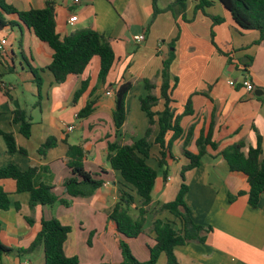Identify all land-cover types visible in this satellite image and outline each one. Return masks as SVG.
Segmentation results:
<instances>
[{
	"label": "crops",
	"instance_id": "crops-1",
	"mask_svg": "<svg viewBox=\"0 0 264 264\" xmlns=\"http://www.w3.org/2000/svg\"><path fill=\"white\" fill-rule=\"evenodd\" d=\"M47 1L5 0L18 11L44 9ZM52 1L56 2L57 32L62 38L81 29L93 28L110 41L116 61L105 83L99 81L100 63L95 58L83 75L69 76L65 83L56 84L47 69L53 61L50 47L16 15H3L15 25L0 27V42H7L6 53H0V130L13 133L18 146L27 154L8 152L0 135V169L11 164L23 171L37 167L40 169L38 182L52 186L58 196L69 201L68 207L59 204L58 209L63 217L59 216L61 222L72 228L65 244L66 255L77 256L81 264H90L79 254L87 246L90 251L99 252L91 258L93 264H120L122 261L118 246L120 236L116 224L108 216L120 191L128 189L120 174L106 161L108 142L132 143L144 137L149 126V119L140 104L148 94L145 81L155 82L159 95L163 62L174 53L170 76L176 113L183 114L187 100L193 101L194 115L181 122L185 131L195 125L190 147L196 148L195 141L202 130H209L212 121L215 122L213 137L219 144L218 151L209 150L200 167L186 174L190 188L186 203L192 210V220L197 225L211 227L212 232L204 243L176 247L175 255L181 264H264V194L257 208L249 205L247 195L230 202V195L248 192L247 177L231 172L224 159L217 155L241 140L255 146V130L264 140V41L257 44L260 33L239 31L217 0H186L184 5L173 7L176 0H158V7L163 12L156 16L153 0H81L80 5H72L69 0ZM203 1L210 2L204 11L197 9ZM72 16L78 17L74 25L68 24ZM211 16L223 21L214 24ZM140 35L145 36L141 43L137 42ZM31 67L38 70L43 81L40 98ZM242 77H248L254 84V93L247 92L242 86L229 85L230 80L238 81ZM84 81L88 82V87L75 103V93ZM125 82H131L133 88L126 100L127 122L117 133L113 122L115 93ZM28 94L35 102L26 100ZM92 100H96L92 115L78 120L76 115ZM38 101L40 107L35 106ZM18 109H26L31 116L30 138H25L14 123V112ZM163 109L164 101L161 100L154 110ZM65 125H74V131L83 129L79 143L70 142L74 131L66 132ZM157 134L156 126L151 142ZM50 137L57 139L58 146L42 156L39 149ZM182 144L183 140H178L173 146L176 160L170 163L169 182L163 179L159 170L161 174L152 194V214L162 204L174 200L180 189L181 181L176 187L173 181L174 174L181 172L187 164L182 156ZM69 145L83 146L86 170L97 174L103 168L107 172L102 176L106 181L104 187L89 198L66 195L64 183L72 177L67 165ZM158 154L159 148L154 146L149 162H154ZM154 163L151 166L156 168ZM0 188L10 194L13 202L9 211L0 212L1 242L13 249L9 254L0 255V264H45L42 247L31 254H19L18 250L30 247L41 229L43 218L59 220L50 212L56 205L38 206L33 213L29 208V194H18L13 180H0ZM105 199L110 202L107 206ZM15 202L21 205L19 211L14 207ZM26 217L34 219L32 226ZM163 220L175 223L177 230L181 228L171 214L165 215ZM151 226H145L146 230ZM149 234L151 243L144 241L142 247L136 244L137 241L128 240L133 254L141 262L149 260V248L155 243L151 229ZM163 255L165 259L160 257L158 264L167 263L166 255Z\"/></svg>",
	"mask_w": 264,
	"mask_h": 264
},
{
	"label": "trees",
	"instance_id": "trees-1",
	"mask_svg": "<svg viewBox=\"0 0 264 264\" xmlns=\"http://www.w3.org/2000/svg\"><path fill=\"white\" fill-rule=\"evenodd\" d=\"M227 11L232 22L239 31H256L260 33V40L264 41V0H217ZM186 0H176L175 4H185ZM210 6V2L203 1L197 9L204 11ZM154 16L163 12L158 7V0H153ZM3 15H16L19 21L44 44L53 51V61L47 68L54 76L56 84L65 83L69 76H81L87 70L91 62L97 58L100 63L99 81L105 83L116 61V55L110 41L97 30L85 28L71 33L62 38L57 32L56 2L48 0L44 9H31L28 11H18L16 8L6 4L5 0H0V27L15 25L8 22ZM214 24H220L223 19L211 16ZM174 47V44H172ZM174 53L164 60V69L161 72V86L159 95L156 94V83L146 80L145 87L148 92L145 98L140 101L142 111L149 119V126L144 137L132 143L121 141L108 142L106 161L110 168L120 174L127 191L121 190L120 196L109 213V220L116 224L117 233L120 236L118 243L122 254L120 264H158L160 257L165 254L166 264H181L176 255L175 249L179 246H186L190 243H204L207 235L212 232L211 227L197 225L192 220V210L186 203V195L189 186L186 183V174L200 167L202 159L209 150L218 151L219 144L214 140V126L212 121L208 131H201L200 136L195 141L197 152L189 150L193 140L195 125L188 130H184L181 122L183 118L194 115L193 101L188 99L183 114H177L173 107L172 86L170 76V66L174 60ZM31 73L38 87V95L41 97L43 81L38 74V70L31 67ZM177 82V79H176ZM88 87V82H82L81 88L75 93L74 102L84 94ZM133 88L131 82H125L118 87L115 93V110L113 112V122L118 133L128 119L126 100ZM208 96V94H204ZM164 101V109L155 111L160 101ZM96 100L89 101L79 112L78 120L87 119L95 110ZM40 101L36 107H40ZM14 123L19 126L20 133L25 138H30L32 134V119L26 109H18L14 112ZM156 126L158 134L154 141L151 138ZM257 133L256 145H248L245 140H241L221 150L217 155L226 162L231 172H239L247 177L248 192L240 191L237 195H230L232 202L238 197L247 195L248 203L252 208H257L262 195L264 194V140ZM7 150L10 153L27 152L17 144L13 133L0 130ZM183 140L182 156L187 164L181 169L180 189L174 200L162 204L158 213L169 212L178 220L181 228L177 230L175 223L162 219H153L151 231L155 234L154 245L149 248V260L139 261L132 252L128 240H135L144 234L146 216L150 213L153 201L152 194L159 178V170L162 177L168 181L170 174V163L175 161L173 146L176 141ZM58 146V141L50 137L40 147L39 153L46 156L47 152ZM154 146L159 148V154L154 159L156 168L151 166L149 160L152 158ZM68 167L72 171V177L68 178L64 187L66 195L70 198H89L105 185L102 177L106 170L101 168L100 172L94 174L85 168L86 153L81 145H69L67 150ZM39 168L31 167L25 171L16 165H8L0 169V180H13L16 183L18 194H29V208L34 213L38 206L53 207L57 204L69 206L67 199L61 198L52 186L40 183L37 180ZM135 190L140 198V204L136 205L135 197L128 192ZM13 202L10 194L0 188V212L11 209ZM135 205V207H134ZM17 211L21 209L18 202L14 203ZM156 211L154 214H156ZM135 212V214L133 213ZM29 225L34 224V219L26 217ZM1 232V224H0ZM72 228L64 225L57 218L42 219L41 229L34 241L27 249L18 250L19 254H31L41 247L44 249L45 264H81L77 256L69 257L65 253V244L68 240ZM90 236L89 244H91ZM13 249L3 245L0 239V255L9 254Z\"/></svg>",
	"mask_w": 264,
	"mask_h": 264
},
{
	"label": "rangeland",
	"instance_id": "rangeland-1",
	"mask_svg": "<svg viewBox=\"0 0 264 264\" xmlns=\"http://www.w3.org/2000/svg\"><path fill=\"white\" fill-rule=\"evenodd\" d=\"M26 100H28L30 103L31 102H35V99H33L29 94L26 96ZM35 115H37V113H35ZM38 130V129H37ZM82 135H83V129L82 128H78L76 131H74L71 135H70V142H72V143H79L81 140H82ZM189 150L191 151V152H193V153H196V148H194V147H190L189 148ZM155 163H156V161H154ZM154 162H150V164L151 165H153V163ZM154 163V164H155ZM91 167V165H88V168H90ZM161 174V173H160ZM162 175V174H161ZM160 176V175H159ZM181 181V176H180V172L179 173H177V174H174V181H173V186L174 187H176L177 186V184L179 183ZM187 185H188V183H187ZM131 189V188H130ZM190 189V188H189ZM132 191H128V192H130L134 197H135V200H136V203L137 202H140V200L139 201H137L138 199H139V196L137 195V193H136V191L135 190H133V189H131ZM178 191H179V189H178ZM110 195V194H109ZM110 204V202L109 201H107V199H105V206H107V205H109ZM59 204L58 205H56V207L51 211L50 210V212H52V214L54 215V216H57L58 218H59V216H60V218H63V217H61L62 215H60L59 213H60V211L58 210L59 209ZM157 211H158V209H157ZM156 211V214H152L151 212L150 213H148L147 214V216H146V218H147V220H146V227H148V225L149 226H151V223H153V219H162L163 220V218H165V215H170V213L169 212H162V213H158ZM96 212H97V210H96ZM134 214H135V212H133ZM150 216V217H149ZM152 216V217H151ZM159 218H158V217ZM60 218H59V220H60ZM68 218V217H67ZM67 220H69L70 221V219L68 218ZM61 221V220H60ZM152 227V226H151ZM151 227H150V229H151ZM150 229L148 228L147 230H146V228H144V230H146L145 231V233L142 235V236H140L137 240H133V243H135L136 241V244L140 247H142V245H143V243H144V241H148L147 243H151L150 241V234H149V231H150ZM136 250H137V248H136ZM137 252L139 253V251L137 250ZM79 254H80V256H81V258H82V260L84 261V262H90V264H93L92 263V261H93V259H94V257H96V256H98L99 255V252L98 251H90L89 249H88V247L87 246H84V248H82L81 249V251L79 252ZM140 254V253H139ZM91 258H93V259H91ZM161 258H163V259H165V256L164 255H162L161 256ZM88 260V261H87Z\"/></svg>",
	"mask_w": 264,
	"mask_h": 264
},
{
	"label": "built area",
	"instance_id": "built-area-1",
	"mask_svg": "<svg viewBox=\"0 0 264 264\" xmlns=\"http://www.w3.org/2000/svg\"><path fill=\"white\" fill-rule=\"evenodd\" d=\"M69 2L72 5H80L81 4V0H69ZM77 20H78L77 16H72V17H70L68 24L74 25L77 22ZM144 39H145V36L140 35L139 37H137V42L141 43L144 41ZM6 43H7L6 40H2L0 42V53L1 54L6 53V48H5ZM228 83L232 87L242 86L249 93H254V91H255V86L250 81V79L248 77H242L238 81H235L232 79ZM108 95H110V93H108ZM76 118L78 119V115H76ZM65 129H66V132L71 133L76 129V127L74 125H65ZM169 181H170V178H168V182Z\"/></svg>",
	"mask_w": 264,
	"mask_h": 264
}]
</instances>
